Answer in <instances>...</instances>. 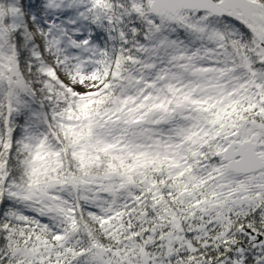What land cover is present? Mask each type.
Listing matches in <instances>:
<instances>
[{
	"label": "snow or ice",
	"instance_id": "6c2138e0",
	"mask_svg": "<svg viewBox=\"0 0 264 264\" xmlns=\"http://www.w3.org/2000/svg\"><path fill=\"white\" fill-rule=\"evenodd\" d=\"M0 264H264V0H0Z\"/></svg>",
	"mask_w": 264,
	"mask_h": 264
}]
</instances>
